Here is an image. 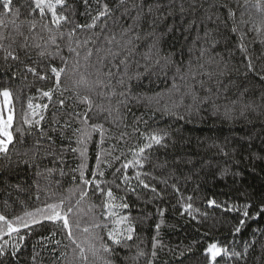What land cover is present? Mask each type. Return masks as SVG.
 Segmentation results:
<instances>
[{"label":"trees","instance_id":"trees-1","mask_svg":"<svg viewBox=\"0 0 264 264\" xmlns=\"http://www.w3.org/2000/svg\"><path fill=\"white\" fill-rule=\"evenodd\" d=\"M105 4L110 14L94 29L76 28L69 40V31L91 24ZM34 7L33 0H11L9 13L0 7L5 20L0 90L11 92L9 105L0 96V114L13 115V142L7 156L0 153V215L15 225L26 211L63 199L65 209L73 207L69 224L76 244L62 221L37 216L40 223L29 222L19 233L0 238L5 253L0 264H208L205 250L214 242L228 250L218 264H264V0H88L87 5L66 0L57 12L69 20L59 29L50 12L41 17ZM13 19L15 24L9 22ZM8 51L18 59L6 60ZM53 67L65 70L60 88ZM50 89L49 100L43 92ZM76 92L90 96L91 111ZM96 124L103 126V142L100 131L90 127ZM82 128L92 132L85 178L111 187L129 204L115 209L129 215L135 229L133 239L120 246L108 240L94 186L80 199L82 158L73 149L83 147L76 131ZM153 133L163 135L166 146L147 149L144 167H129V183H122V165ZM137 172L156 193L139 185ZM244 204L251 205L250 218L227 210ZM240 219L245 224L236 233ZM102 243L111 253L102 251ZM77 244L84 247L86 261ZM90 245L99 250L96 255Z\"/></svg>","mask_w":264,"mask_h":264},{"label":"snow or ice","instance_id":"snow-or-ice-1","mask_svg":"<svg viewBox=\"0 0 264 264\" xmlns=\"http://www.w3.org/2000/svg\"><path fill=\"white\" fill-rule=\"evenodd\" d=\"M245 2L247 3V0H245ZM66 3V0H33V4H34V9L33 11L35 12L36 10H39V15L41 17H43L44 15H46V11L51 13V17H52V23L56 26L57 29H59L61 22H68L69 18L68 16H66L63 12H57V5L63 7L64 4ZM85 5L88 4V0H84ZM120 3H124V0H120ZM0 7H2V9L5 11V13H9L11 12V0H0ZM110 14V10L108 8V5L105 4L103 6V11H101L98 16L93 18V22L91 24L88 25H80V24H76L75 28L71 29L68 33L69 36V40L72 39V37L75 35V29L76 28H80L83 29L84 27H88L89 29H94L97 25L96 22L97 20L100 19V17L103 16H108ZM16 15H19V11L17 10ZM74 15V13H73ZM229 16L230 17H234L235 16V12L232 11L231 9L229 10ZM209 19H211V17H209ZM13 24H15V20H11L9 21ZM5 26V20L3 18H0V28ZM32 28H35V24H32L31 26ZM47 27V26H46ZM49 31H51V29H49ZM233 31H236V29H233ZM257 31L259 32L260 29H257ZM61 39H63V34H61ZM5 39L3 33H0V40ZM52 43L55 44L56 43V37L52 36ZM137 39H139V37H137ZM115 40V37H111L109 39V43L113 42ZM84 43H88V41L86 40ZM128 43H132L131 41H128ZM77 46H79V42H77ZM37 47H39V45H37ZM59 47V45H57V48ZM242 50L243 49V45H241ZM70 51L73 49H69ZM44 53H41V55H43ZM92 53L89 52L88 55L90 56ZM9 57H11L13 60H17L18 57L15 56L11 51L7 52V55L5 56V59L7 60ZM121 63H123V61H121ZM247 67L249 68V70H252V63L251 61H249ZM29 72H32L35 75V70L32 68H28ZM52 73L55 75L56 77V88H60V76L61 73L64 72L65 70L63 68H59L57 69L56 67H53L51 69ZM45 76H40V79H45ZM54 89H50L49 91H44L43 95L45 97H48L49 100L52 97V92ZM65 90H69V89H65ZM75 95L77 96V98L79 99V102L82 104H86L88 105V110L91 111L92 105H93V101L91 100L90 96L85 94V95H80L79 92H76ZM113 95H115V93H113ZM121 95H125V93H121ZM0 96H2L4 98V103L5 105H9L11 104V92L7 89L4 88L3 90H0ZM61 106H63V101H60ZM36 108H40L41 105H36ZM42 107L47 108V105H43ZM28 108L29 109H33V105L31 102H29L28 104ZM105 109H101V111H104ZM109 112H111L110 109H108ZM33 117L36 115V112L33 110L32 112ZM181 119L183 117H180ZM44 117L41 115L39 120H36L35 123L39 124L40 120H43ZM25 123L27 124H31L32 121L29 120L27 118V116H25ZM84 123L85 125H87L88 123V117L87 114H85V118H84ZM13 125V115L11 114V111L9 112L7 119L4 118V116L2 114H0V137H4V139H0V153L5 154V156H7L8 153V145L11 144L13 142V135L12 133L9 131L12 128ZM93 130H99L100 131V135H101V142H103V138H104V131H103V126L96 124V125H91L90 126ZM17 131H21V129H17ZM76 131H78L80 133V138L78 139L77 143L80 145H83V147L79 148V149H73V151H79V154L82 158V163L79 166V175H80V181L81 184L84 185L85 187L80 191V199L82 200L83 198L88 196V187L89 186H94L93 188V192L94 195H98L102 198V206L104 209L103 215L105 218V222L103 224L104 229L107 231V237L108 240H110L112 242V245H116V246H120L124 240H132L133 239V233L135 231L134 227H133V223H132V219L129 215H122L119 212H116L115 209L117 208H121V209H128L129 208V204L126 202H123L125 200V198L123 196H117L114 192L113 189L111 187H102L101 183L96 182L92 179H86L85 178V170L87 168V164L83 161H86L87 159V141L91 139L92 136V132L89 131L87 128H82V129H77ZM23 134V133H21ZM125 134L121 133L120 134V138L122 139L123 136ZM165 137L163 135L157 134V133H153L151 135L145 136V140L147 141V143L143 144L142 146H139L138 149L136 150L133 159L131 161H128L127 163H124L122 165V168L125 170V172L122 174V183L124 184H128L129 183V176L127 175L126 170L133 166H139L140 168L144 167V162L147 161L148 157L145 156V152L147 149H151L153 148L154 145H159V146H166L163 145V141H164ZM116 159H119V157H116ZM102 163L99 154L97 155L96 158V167L97 169L100 168V164ZM117 173L121 172V168H117L116 169ZM63 175V173H61ZM93 176L96 175L95 172L92 173ZM99 175L103 176L104 173L103 171L99 172ZM135 179L138 181L139 185H142L144 189H150L152 192L156 193L157 190L154 187H151V185H149L148 183H146L143 179H141V173L137 172L135 175ZM117 188H119V185H116ZM133 192L135 191V189H131ZM157 195H159L157 193ZM37 199H39V197H37ZM189 199H191V197H189ZM120 200L121 203L117 204L116 201ZM77 204H79V201H77ZM215 204V201H210L209 205H213ZM64 205V200H60L58 203H49L47 204L45 207L43 208H37L34 211L31 212H25L23 217H16V221L18 223H16L14 225L13 221L8 220L4 215H0V238L3 237V235H8L11 236L12 233H19L20 231V227H28L29 222L31 223H40L41 220L37 219V216L41 217L43 220H47V221H52V222H56V221H62L63 222V227L65 229H68V238L69 240L72 241V243L76 244V240L73 237V234L71 232V227L69 224V214H71L73 212V207L69 206L66 209L63 207ZM95 206V205H94ZM217 207H219V205H216ZM192 205L188 204L184 210L187 212L189 209H191ZM251 207L250 204H244L241 206H231L229 207L227 210L229 211H238L241 213L242 217L244 218H250V214H249V208ZM261 212H264V206L261 207L260 209ZM191 214V213H189ZM160 215H163V211L160 212ZM25 217L30 218V220H25ZM195 218V217H193ZM109 221H111V225H109ZM245 224V219H240L239 221V226H237L235 228V232L238 233L240 231V227L243 226ZM76 226L79 227V221L76 222ZM95 227L99 228L101 227L100 224H95ZM160 228V224L156 225V229L157 231ZM84 232H88L89 229L88 228H84L83 229ZM20 239H23V237L21 236ZM102 239V238H101ZM77 247L80 249V256L83 260H87V256H85V249L84 247H82L80 244H77ZM248 247L249 245H245V253H247L248 251ZM156 248V244H153V249ZM89 249L92 251L93 255H96L97 252L99 251L95 245H90ZM101 249L103 252L105 253H111L112 248L111 246L102 243L101 244ZM4 253V248L3 245H0V256H3ZM139 255H143V252L138 253ZM153 257L156 255V252L153 251L152 253ZM205 255L208 257V264H218V257L221 256H226L228 255V250L227 248L221 247L218 245V243H209L207 246V249L205 250ZM233 256L239 257L241 254L237 253V252H233L232 253ZM104 264H111L110 261L105 260Z\"/></svg>","mask_w":264,"mask_h":264},{"label":"rangeland","instance_id":"rangeland-1","mask_svg":"<svg viewBox=\"0 0 264 264\" xmlns=\"http://www.w3.org/2000/svg\"><path fill=\"white\" fill-rule=\"evenodd\" d=\"M7 108V107H6Z\"/></svg>","mask_w":264,"mask_h":264}]
</instances>
